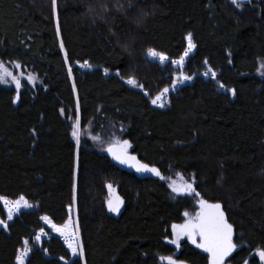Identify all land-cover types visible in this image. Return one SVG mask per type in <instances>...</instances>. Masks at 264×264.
I'll return each mask as SVG.
<instances>
[{
  "label": "trees",
  "instance_id": "obj_1",
  "mask_svg": "<svg viewBox=\"0 0 264 264\" xmlns=\"http://www.w3.org/2000/svg\"><path fill=\"white\" fill-rule=\"evenodd\" d=\"M57 4L59 34L52 0H0V60L20 62L42 80L35 89L26 85L18 103L15 89L0 86V197L23 196L33 203L7 231L0 227V264H17L24 241L46 229L41 217L62 224L73 206L84 257H73L62 239L52 236L44 250H32L26 264H162L173 254L187 264H209L188 241L178 252L166 241L170 225L196 209L194 200L178 199L160 177L140 179L115 166L98 148L120 138L111 137L113 131L161 174L193 175L198 193L222 204L240 245L229 264H264L259 258L264 251V76L258 74L264 62V0L241 7L231 0ZM189 34L195 52L186 69L195 72L208 64L236 95L196 76L171 95L167 108H157L149 95L170 86L174 77L148 49L178 59ZM85 63L94 68L78 66ZM105 69L119 75H105ZM129 78L142 90L130 87ZM77 115L82 126L105 131L99 144L88 139L77 148L71 135ZM108 185L123 201L119 214L108 209ZM0 217H6L2 203Z\"/></svg>",
  "mask_w": 264,
  "mask_h": 264
},
{
  "label": "snow or ice",
  "instance_id": "obj_2",
  "mask_svg": "<svg viewBox=\"0 0 264 264\" xmlns=\"http://www.w3.org/2000/svg\"><path fill=\"white\" fill-rule=\"evenodd\" d=\"M231 2L237 7H241V0H231ZM52 8L56 20L57 33L59 34L60 28L57 0H52ZM187 40L188 48L186 51H184L183 55L179 59H174L170 61L172 65H175L178 68H183L185 64V59L189 56V53L195 48V44L192 43L191 34L188 35ZM60 48H64L63 40L60 41ZM148 55L151 56L153 59H158L160 63H164L165 61L169 60V58L165 54L158 52L154 49H148ZM65 59H67L66 52ZM205 63H207V61H205ZM16 67L19 68L20 65L17 64ZM81 67L90 68L91 65L85 64L81 65ZM260 69L261 75H264V62L260 64ZM67 71L69 76H71V65H69ZM104 71L105 75H107L108 70L105 69ZM117 75H119V73H117ZM205 75H208V73H205ZM211 75L213 78H215L216 74L212 73ZM8 77H10L11 80L15 83L17 89L16 100H19V89L21 87V80L14 76L11 72H9L7 68H5L3 63H0V83H7ZM191 79V76L181 73V75L175 78L176 82L172 84L171 90L174 91L176 89L177 82H183ZM28 80L30 82H34V77L30 76L28 77ZM126 83L133 87L138 86L141 89L143 88V85H138V82L134 78H129ZM73 87H75L74 82ZM221 87H223V85H221ZM169 91L170 89L168 87H165L154 99L151 100V103L161 108L164 107L166 94L169 93ZM230 92L233 96L236 95L235 89H231ZM144 94L148 95V93L146 92ZM60 111L63 114L64 110L61 109ZM78 111L79 103L77 100V112ZM80 124L81 121L79 116L77 115V118L74 120L71 132L72 137L75 138L77 148H79L80 144ZM93 139H98V137H93ZM131 147L132 145L128 140L116 139L114 142L109 144L107 151L111 153L113 159L118 161L120 164H125L129 165L130 167H134L137 172L152 173L155 176L163 179L159 169L155 167H149V165L141 163L135 155H131L129 153V149ZM181 180H183V177H181ZM169 186L171 187L174 193H195V189L193 188L192 184L186 181L179 187L175 184V182H173ZM108 187L109 189H111L112 186L108 185ZM195 194L199 196V193ZM0 203H3L4 206L8 209V220L13 219V211L19 213L21 209H28L33 207V205L28 203V201L23 196H20L14 202L9 201L4 197H0ZM122 203L123 201L119 198H117L115 202L109 200V211L119 214L120 206ZM199 206L200 211L195 214V217H190L183 224L172 225V231L176 238L170 241V243L175 244L177 248H179L180 240L183 237H187L189 240H191L192 244H195L197 248L202 249L205 253L208 254L210 264H224L225 259L229 257L236 250L237 247V245L233 242V225L228 222L221 203H209L207 200L201 198L199 200ZM184 215L188 217L189 213L185 212ZM41 219L47 224H49L55 232L59 233V235L64 238L65 242L67 243V247L71 250V254L73 256H79L81 258L83 257V244L79 237L78 224L76 226V229L74 230L71 218L61 226H57L47 216L41 217ZM0 226H3L5 229L8 228V224L5 223L4 220H0ZM42 235H46L43 229L40 230V234L35 236V240L37 242L41 241ZM198 239L199 243L197 242ZM24 244L27 245L28 241L25 240ZM30 251L31 250L27 247L22 250L17 256V264H25V259ZM259 256L261 260H264V251H260ZM61 259H63V257H61ZM162 259H166L167 264H177V261L172 257Z\"/></svg>",
  "mask_w": 264,
  "mask_h": 264
},
{
  "label": "rangeland",
  "instance_id": "obj_3",
  "mask_svg": "<svg viewBox=\"0 0 264 264\" xmlns=\"http://www.w3.org/2000/svg\"><path fill=\"white\" fill-rule=\"evenodd\" d=\"M252 0H241V3H250ZM188 37V36H187ZM191 37H192V35H191ZM187 43H188V40H187ZM192 43H193V40H192ZM194 44V43H193ZM187 48H188V44H187ZM187 50V49H186ZM185 50V51H186ZM194 52H195V48L189 53V56L185 59V64H184V66H183V68H178L177 66H175V65H172L171 63H170V61L171 60H174V59H171V58H169V60L168 61H165L164 63H162V64H165V65H168V66H170L171 68H172V73H173V81H172V83H171V85L170 86H168V88L170 89V91H169V93H167L166 94V98H165V106L164 107H158L157 105H153L152 103V105L153 106H155V107H157V108H161V109H165V108H167L168 106H169V104H170V97H171V95L172 94H174V93H176L178 90H180L181 88H183L184 86H186V85H189V84H192L193 82H194V80H195V78H196V76H202V77H204V78H206V79H212L216 84H217V86H218V90L219 91H222V92H230V88H228V87H226V86H224L220 81H219V79H218V74L211 68V67H209L208 66V64H206V67L203 69V70H199V71H195V72H190V71H188L187 69H186V65H187V62H188V60L190 59V57L194 54ZM151 57V56H150ZM152 58V57H151ZM153 59V58H152ZM179 59V58H178ZM153 60H155V61H159L158 59H153ZM0 63H3L4 64V66H5V68H7V70L9 71V72H11L14 76H16L17 78H19L20 80H21V87H20V89H19V95H20V92L22 91V89L27 85V86H29V87H31V88H36L38 85H40L41 83H42V80L39 78V76L37 75V73H35L31 68H29L28 66H26V65H23L22 63H20V62H17V61H10V62H3V61H1L0 60ZM17 64H19L20 65V67L19 68H17L16 67V65ZM85 64H87V63H85ZM85 64H79L78 66L81 68V69H83V70H91V69H93L94 67H81V65H85ZM89 65V64H88ZM181 73H183V74H185V75H189V76H191L192 77V79L191 80H187V81H183V82H177L176 83V89L173 91V90H171V87H172V84L174 83V82H176V80H175V78L177 77V76H179V75H181ZM205 73H208V75H205ZM212 73H215L216 75H215V78H213L212 77ZM108 74L109 75H112V74H117V72H109L108 71ZM258 74L259 75H261V71H259L258 72ZM34 77V82H30L29 80H28V77ZM261 76H264V75H261ZM8 79V82L7 83H0V86H6V87H10V88H13V89H15L16 90V96H17V89H16V86H15V83L11 80V78L10 77H8L7 78ZM128 80V79H127ZM126 80V81H127ZM129 85V84H128ZM221 85H223V87H221ZM130 87H133V86H131V85H129ZM133 88H137V89H140V90H142L140 87H133ZM163 90V89H162ZM161 90V91H162ZM161 91H159V92H157L155 95H153V96H151V95H149V98H150V101L152 100V99H154ZM146 93H148V92H146ZM231 93V92H230ZM15 101H16V103H18L19 102V100H16L15 99ZM79 116V115H78ZM80 118V117H79ZM76 118H74L73 120H72V126H73V123H74V120H75ZM104 130L103 129H101V128H93L92 126H88V125H86V126H82L81 124H80V129H79V135H80V144H79V148L80 147H82V146H85V145H87V141H88V139H93V137H98V139H103L104 138ZM115 132V133H114ZM112 133H114V134H112ZM110 135H112L111 137H115V138H119V140H127V139H123L122 137H121V135L119 134V132H117V131H113V132H110ZM109 135V136H110ZM93 140H95L96 142H97V144H99V142L97 141V139H93ZM112 142H114V141H110V142H106V143H104V142H102L99 146H98V148L99 149H101V150H104L105 151V149L109 146V144L110 143H112ZM132 150V147L129 149V151H131ZM161 176L163 177V179H161L160 178V180L162 181L163 180V182H166L167 184H168V186L170 185V184H172L173 182H175V184L179 187V186H181L185 181L186 182H188V183H191L192 184V186H193V188L195 189V193H198V191L196 190V188H195V178H194V176L193 175H188V174H185V173H183V172H181V171H178V170H176V171H173L170 175H163V174H161ZM181 177H183V180H181ZM112 186V185H111ZM170 187V186H169ZM108 189H109V187H108ZM170 189H171V187H170ZM172 190V189H171ZM174 193V192H173ZM195 193H191V194H185V193H174L175 194V196H177V198L179 199H182V198H187V197H190V198H192L193 200H194V202H195V204H196V209L193 211V212H190V211H184V213L185 212H187V213H189V216L188 217H186L185 215H184V213H183V220L181 221V222H175V223H172L171 225H170V230H171V236H169V237H167L166 238V241L171 245V246H173L174 248H176V251L178 252L179 250H180V248H181V244H182V242L183 241H188L189 243H191L192 244V242H191V240H189L187 237H183L181 240H180V245H179V248H177V246L175 245V244H172V243H170V241H172V240H174L176 237H175V235H174V233H173V231H172V225H174V224H183L187 219H189L190 217H195V214L196 213H198L199 211H200V206H199V200L201 199V198H203L200 194H199V196H197ZM4 198H6L7 200H9V201H12V202H14L15 200H17V199H11V198H9V197H4ZM117 198H119L120 200H122L121 199V197H120V195H119V193H118V190H117V188L115 187V186H112L111 187V189H109V197H108V201L109 200H112L113 202H115L116 200H117ZM26 199V198H25ZM204 199V198H203ZM27 200V199H26ZM28 201V200H27ZM209 202V201H208ZM28 203H30L31 205H33V203H31L30 201H28ZM209 203H220V202H209ZM3 204V203H2ZM3 207H4V210H5V213H6V217L3 219V218H1L0 217V220H4L5 221V223H7V224H9L15 217H17V216H19V214L22 212V211H24V210H28V209H33V207L32 208H28V209H21V211L19 212V213H16L15 211H13V219L12 220H8L7 219V212H8V209L4 206V204H3ZM224 210V209H223ZM69 212H70V215H69V218L64 222V223H62V224H57V223H55L57 226H61V225H63V224H65L70 218H71V220H72V226H73V229L75 230L76 229V226H77V224H78V218H77V214H76V208H75V206H73L72 207V209H70L69 210ZM224 212H225V210H224ZM113 214H117V213H114V212H112ZM225 214H226V212H225ZM44 217V216H43ZM226 218H227V220H228V222L229 223H231L230 222V220H229V218H228V216H227V214H226ZM50 219V218H49ZM51 220V219H50ZM52 221V220H51ZM44 222V225H45V227H46V229H43L44 230V232L46 233V235H42L41 236V241H39V242H37L36 240H35V236L36 235H38V234H40V230L39 231H37V232H35V234H34V236H33V238H32V240L30 241L29 239H26L27 241H28V244L27 245H23L20 249H19V251H18V254H17V256L19 255V253L22 251V250H24L26 247L28 248V249H30L31 251L28 253V255H27V257H26V259H25V264H26V262H27V259L29 258V256H30V254H31V252H32V250L34 249V248H39V249H43L44 250V247H43V244H44V242L45 241H48L52 236H57V237H59V238H61L62 239V241L64 242V244L67 246V243L65 242V240H64V238L62 237V236H60L59 235V233H57V232H55L52 228H51V226L49 225V224H47L45 221H43ZM53 222V221H52ZM54 223V222H53ZM232 224V223H231ZM1 228H3L4 230H6L7 231V229H5L3 226H0ZM233 229H234V227H233ZM78 233H79V237H80V229H79V224H78ZM80 240H81V237H80ZM82 241V240H81ZM197 242L199 243V239L197 240ZM233 242L237 245V247H236V250L229 256V257H227L226 259H225V262H224V264H229V260H230V258H231V256L240 248V245H238L237 244V242H236V240H235V231H234V233H233ZM193 246H195L196 247V245L195 244H192ZM68 248V247H67ZM197 248V247H196ZM200 251H202L203 253H205L202 249H200V248H198ZM68 250L71 252V250L68 248ZM260 251H262V250H260ZM259 251V252H260ZM83 253H84V249H83ZM207 256H208V254L207 253H205ZM72 255V254H71ZM73 256V255H72ZM73 257H79V256H73ZM83 257H84V255H83ZM167 257H172L173 259H175L176 261H177V264H187L186 262H184V261H181V260H179L176 256H175V254H173V255H170V256H167ZM167 257H163V258H167ZM259 258H260V256H259ZM261 259V258H260ZM208 260H209V258H208ZM16 261H17V258H16ZM62 261H64L65 263H68V261L66 260V259H62ZM261 261H263L264 262V260H261ZM161 263L162 264H167V260L166 259H161ZM209 264H210V260H209Z\"/></svg>",
  "mask_w": 264,
  "mask_h": 264
},
{
  "label": "water",
  "instance_id": "obj_4",
  "mask_svg": "<svg viewBox=\"0 0 264 264\" xmlns=\"http://www.w3.org/2000/svg\"><path fill=\"white\" fill-rule=\"evenodd\" d=\"M109 147V146H108ZM107 147V148H108ZM107 148L105 149L104 153L106 154V156H108V158L110 159V161L117 166L119 169L123 170V171H128V172H133L138 178L140 179H147V178H159L157 176H155L152 173H142V172H137L136 169L134 167H130L129 165H125V164H120L118 161L114 160L112 157V154L109 153L107 151ZM129 153L131 155H135L137 157V159L143 163V164H147L149 165V167H155L157 169H159L157 166L149 164L147 162H145L138 154L134 153L133 151H129ZM160 170V169H159ZM161 173V172H160ZM122 205V204H121ZM121 207V206H120ZM120 212V211H119Z\"/></svg>",
  "mask_w": 264,
  "mask_h": 264
},
{
  "label": "bare ground",
  "instance_id": "obj_5",
  "mask_svg": "<svg viewBox=\"0 0 264 264\" xmlns=\"http://www.w3.org/2000/svg\"><path fill=\"white\" fill-rule=\"evenodd\" d=\"M163 181V180H162Z\"/></svg>",
  "mask_w": 264,
  "mask_h": 264
}]
</instances>
